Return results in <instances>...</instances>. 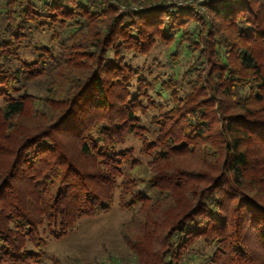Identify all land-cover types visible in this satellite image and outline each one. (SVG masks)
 <instances>
[{"label":"trees","instance_id":"trees-1","mask_svg":"<svg viewBox=\"0 0 264 264\" xmlns=\"http://www.w3.org/2000/svg\"><path fill=\"white\" fill-rule=\"evenodd\" d=\"M207 8L210 21L159 6L118 15L112 0H0V263H38L27 245L42 250V226L59 239L108 212L122 181L139 260L166 223L156 264H264V0ZM45 33L49 45L32 43ZM159 45L168 63L129 62ZM130 135L153 157L149 196L124 173L133 150L116 149Z\"/></svg>","mask_w":264,"mask_h":264},{"label":"rangeland","instance_id":"rangeland-1","mask_svg":"<svg viewBox=\"0 0 264 264\" xmlns=\"http://www.w3.org/2000/svg\"><path fill=\"white\" fill-rule=\"evenodd\" d=\"M114 6L118 9V15H126L133 10L148 11L153 7L159 6L164 9L186 10L194 15L210 21L211 15L208 10V1L211 0H112ZM131 5V6H129ZM192 23L187 20L186 25ZM50 35L36 34L33 36L32 43L49 45ZM169 52L163 45H159L149 57H134L129 55V62L135 67H155V61L166 64L170 57ZM22 58L32 61L34 56L29 49L23 50ZM174 68L178 71L179 65L175 64ZM167 70V69H166ZM37 95H42L40 90ZM4 99L0 98V108L4 105ZM5 144V142H4ZM9 146H12L8 142ZM117 151L133 150L132 157L123 167L125 175L132 178L139 191L144 196H149L153 188L145 183L150 179L147 165L153 157L146 156L142 150V142L134 135L128 136L123 145L116 146ZM7 156L0 160V173L5 168ZM123 180V179H122ZM122 181L116 187L113 202L108 212L96 217L80 218L74 227L67 234L59 239L51 234L48 224L42 226L38 235L43 243L42 250L36 249L33 243H28L27 249L40 254L41 258L36 264H156L157 257L153 254L157 249V244L162 243V237L168 233L169 226L163 223L161 228L156 229L151 234L152 239L144 240V250L148 259L139 260L132 247L127 243L124 229L132 219L133 210L123 209L119 202V195L122 191ZM153 252V253H152ZM6 264V263H0Z\"/></svg>","mask_w":264,"mask_h":264}]
</instances>
